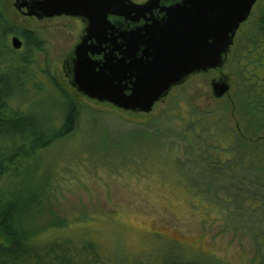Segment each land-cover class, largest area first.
I'll use <instances>...</instances> for the list:
<instances>
[{"label":"rangeland","instance_id":"374dc122","mask_svg":"<svg viewBox=\"0 0 264 264\" xmlns=\"http://www.w3.org/2000/svg\"><path fill=\"white\" fill-rule=\"evenodd\" d=\"M14 1L0 0V58L9 70L15 103L51 113V98L63 102L71 97L78 106L75 130L42 150L28 164L31 175L17 179L36 190L42 187V199L36 201L38 223L73 221L70 233L89 236L113 256L264 263V237L249 223L251 214L226 212L201 191L191 190L172 160L174 152L187 166L198 162L190 156L185 126L180 127L183 117L196 111L210 122L220 121L219 134H226L221 139L256 133L264 150V119L258 108L264 103V0L241 26L223 68L191 75L149 113L127 111L77 91L64 61L80 27L65 18L54 20L52 28L50 19L23 17ZM24 29L36 33L34 41L17 50L12 35ZM222 71L230 74L232 87L216 98L211 81ZM54 116L59 122L60 112ZM228 129L234 130L232 135ZM14 179L0 178V191Z\"/></svg>","mask_w":264,"mask_h":264},{"label":"trees","instance_id":"16d2710c","mask_svg":"<svg viewBox=\"0 0 264 264\" xmlns=\"http://www.w3.org/2000/svg\"><path fill=\"white\" fill-rule=\"evenodd\" d=\"M31 39L34 41L33 36ZM8 71L0 58V178L16 177L0 191V264H199L174 256L159 261L113 256L89 236L70 233L67 229L73 221L38 223L35 210L36 201L43 196L42 187L36 190L17 179L31 175L28 164L42 150L75 130L78 106L69 97L63 102L51 98V113L45 108L24 109L10 94ZM258 108L264 119V103ZM57 112L61 115L59 122L54 120ZM183 126L192 147L190 156L193 154L198 162L187 166L174 152L172 160L189 188L201 191L226 212L248 211L249 223L259 227L264 237L262 136L243 131L232 140L221 139L226 134H219L220 121L210 122L206 114L197 111L191 118L183 117L180 127ZM232 132L228 129L227 134Z\"/></svg>","mask_w":264,"mask_h":264},{"label":"water","instance_id":"95a60500","mask_svg":"<svg viewBox=\"0 0 264 264\" xmlns=\"http://www.w3.org/2000/svg\"><path fill=\"white\" fill-rule=\"evenodd\" d=\"M256 1L183 0L169 7L161 21L123 34L122 43L108 20L115 9L127 12L119 0H17L16 7L39 18L63 13L87 17V34L64 61L71 85L91 99L149 113L191 75L224 67L237 30ZM12 43L22 46L18 36ZM211 86L216 98L223 97L231 88L229 75L222 71Z\"/></svg>","mask_w":264,"mask_h":264},{"label":"flooded vegetation","instance_id":"af4514ba","mask_svg":"<svg viewBox=\"0 0 264 264\" xmlns=\"http://www.w3.org/2000/svg\"><path fill=\"white\" fill-rule=\"evenodd\" d=\"M16 2L17 0H15L12 4H14L15 8L20 12L19 13L20 15H22L23 17L27 16L31 18H39L36 15H30L28 13L21 12L16 7ZM150 2L151 0H119V4L127 5V12H121V9H115L113 13H110L108 15V20L113 26V36L115 35L114 37L116 38L117 42L119 43L123 42L124 39H122V36H124L126 32L127 33L132 32V30L141 28L145 24L152 23L153 20L161 21L162 19L166 18L167 15L170 13L168 8L173 5L183 3V0H159V1H156L155 3H150ZM146 4H150L149 8L144 9L141 7ZM256 4H260V1L257 0L253 8L255 7ZM252 11H251V14H252ZM59 18H65L67 20L75 21L78 25L77 27H80L79 32H77L76 34L77 40H75L74 38V41L72 44L73 48L66 55V59H67V58H71L76 45L81 41V38L87 34V27L89 26V20L85 16H74V15L66 14V13L50 15V17H44V18H39V19H50V25L53 28L55 24L54 20L59 19ZM243 23L240 25L239 29L237 30V33L234 39V44L236 43L237 34L239 30L241 29V26L243 25ZM29 33H33L34 35L35 32L33 30L24 29L18 35L17 34L12 35V38L15 36H18L22 41V46L20 48H15V49L25 50L28 42L32 38V34H29ZM234 44L231 46L229 55L232 53ZM102 56L103 54L94 55L95 58H100ZM228 75H229L230 83H231L230 74ZM66 76L68 77L69 82H70L69 76L67 74ZM231 87H232V83H231Z\"/></svg>","mask_w":264,"mask_h":264}]
</instances>
